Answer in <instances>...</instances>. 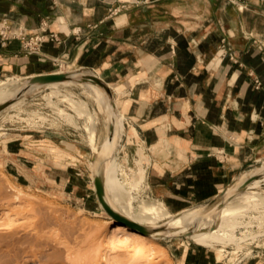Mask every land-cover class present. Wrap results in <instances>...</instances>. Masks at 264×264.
Returning a JSON list of instances; mask_svg holds the SVG:
<instances>
[{
  "label": "crops",
  "instance_id": "0c3cea01",
  "mask_svg": "<svg viewBox=\"0 0 264 264\" xmlns=\"http://www.w3.org/2000/svg\"><path fill=\"white\" fill-rule=\"evenodd\" d=\"M60 67L110 87L166 219L264 162V0H0V81Z\"/></svg>",
  "mask_w": 264,
  "mask_h": 264
},
{
  "label": "rangeland",
  "instance_id": "374dc122",
  "mask_svg": "<svg viewBox=\"0 0 264 264\" xmlns=\"http://www.w3.org/2000/svg\"><path fill=\"white\" fill-rule=\"evenodd\" d=\"M58 70L78 71L67 67ZM86 71L95 74L91 70ZM7 79H17V86L25 82L23 77H4L0 84ZM75 82L72 80L71 83L34 90L0 113V188L5 190L6 195L28 196L23 199L26 202L31 199L33 204L29 202V208L39 205L37 208L41 212L51 214L49 216L55 220H51L48 230L59 235L61 240L66 238L62 241H68L70 245L65 243L66 248L73 246L72 251L75 247L86 250L92 241L88 239L95 233V244L119 258L118 264H148L150 261L153 262L151 264H264V206L250 201L242 202V210L224 222L230 226L232 238L223 239L213 246L197 244L187 237L134 240L120 232H113L109 241H103L111 218L100 207L95 195L91 158L95 148L99 155L101 153L98 146L107 135L109 120L106 118L105 121L104 112L85 86ZM112 98L117 112L111 107L123 124L120 136H132L133 131L130 133L124 126V119L115 98ZM70 100L87 103L89 111L96 116V146L89 140L90 118L74 110ZM135 149L126 143L121 147L114 183L119 188V197L129 199L132 209L137 212L143 202L151 200L146 196L142 183V156L138 159L139 151ZM262 167L264 162L252 166L239 178L249 176ZM251 191L264 193V181ZM201 206H192L187 210H199Z\"/></svg>",
  "mask_w": 264,
  "mask_h": 264
},
{
  "label": "bare ground",
  "instance_id": "6f19581e",
  "mask_svg": "<svg viewBox=\"0 0 264 264\" xmlns=\"http://www.w3.org/2000/svg\"><path fill=\"white\" fill-rule=\"evenodd\" d=\"M77 76L79 75H73V78H76ZM71 81L72 80L65 81L63 83H71ZM16 83L17 79H7V81L0 84V104L11 101V104L7 108L13 107V105L18 103L24 95L30 94L32 93V91L38 88V85L29 86L27 85V83H25L24 85L17 86ZM81 84L85 86L88 93L93 97V99L102 109V112H104L106 118L109 120V123L113 119L112 139H109L108 136H104L98 146L101 152L100 156L102 157V159H104L107 158L111 153V150L114 146V139L116 136H118V130L120 132L118 138L120 137V134L122 132V125L120 122L121 117L119 118V121L117 114L111 107L109 97L105 95V92L102 91L101 88L88 82ZM81 102L76 103L70 100V104H72L74 110H76L79 114H82V116H85L88 119L90 118V124L88 126L90 137L89 140L91 141V144L96 146V116H94L89 111L86 105L87 103L85 104ZM77 112L76 114H78ZM116 164L117 161L114 158L112 163H109L105 169V189L110 204L123 215L139 224L150 227H158L163 224L167 226L169 230L166 233L158 232L153 234L152 236H144L138 231H135L110 217L111 221L107 223V226L105 228L107 232L105 231L106 233L103 234V241H109V238L113 232L123 233L124 235L129 236L134 240L153 239L169 234H187V239H191L197 244L203 246H213L215 243H220L223 239L232 238L230 237L231 234H229L231 228H229L230 226H227L224 222L228 220V218L232 217L235 214H238L242 210V202L250 201L255 202L256 205L264 206V193L251 191V189L256 187L259 182L264 180V167H262L249 176L237 179L235 184L227 191V193H225L221 201L222 206L219 208L214 207L212 209L200 212L197 209H190V211L185 210L175 214L174 216L166 220V218L169 216L167 213L169 212L166 213L161 211L159 207L160 205L158 203L152 204L150 202H143L140 209L135 212L130 205L129 199L127 200L125 198H120L117 193L119 188L114 183ZM259 173L263 174L260 177L261 180H259L260 178H258L249 183V185H247V187H245L244 189H240L243 183L248 178ZM0 191V264L120 263V259L118 258V260L116 259L117 257L115 255H111V252H109V250L103 251L99 246L95 244L97 243L95 241V238L93 239V237H95L96 235L95 233L94 235L91 234L93 235V237L89 235V237L91 238L88 239H92L91 243L94 242V244L88 242L90 244L86 248V250L85 248L76 249L75 247L74 251L84 250V252L82 253L80 251V253L76 251L75 253L77 254H75L74 251L71 250L73 246L71 248L69 247L70 249L66 248L70 245L68 241L65 242L67 243V246L62 241L64 238L61 240L59 235L58 237L54 235L52 231L48 230L49 225H52L51 220L54 219L51 218L52 216H49L51 214L48 215L47 211L41 212L42 210H39V208H37L39 207L38 204L37 207L34 205L33 207L35 209L37 208L39 211L32 208V206L31 208H29V202L31 205L33 204L30 201L31 199L29 201L27 200L28 202L23 199L27 198L28 196L22 198L20 197V195H6L5 190L2 191L1 188ZM32 201L35 200L33 199ZM34 203L36 205V202ZM160 221L163 222L157 224ZM96 233L98 232L96 231ZM99 242L101 241L99 240ZM114 247L115 246L113 245L112 248ZM149 263L151 264L153 262L150 261Z\"/></svg>",
  "mask_w": 264,
  "mask_h": 264
},
{
  "label": "water",
  "instance_id": "95a60500",
  "mask_svg": "<svg viewBox=\"0 0 264 264\" xmlns=\"http://www.w3.org/2000/svg\"><path fill=\"white\" fill-rule=\"evenodd\" d=\"M72 73H77L79 76H77L76 78H73ZM70 80L77 81V82H75V84L88 82V83H91V84L96 85L99 88H101L109 97V102H110L111 106L113 107L114 111L117 112L116 108H115V104L113 103V98H112L113 95L111 93L109 86L101 78H99L98 76H96L93 73L87 72L86 70H84V71L78 70V71H74V72H56V73H51V74L32 76L29 78H25L24 84L27 83V85H29V86L38 85V88L35 89V90H38V89H43L45 87H49L48 85H51V84L63 83L65 81H70ZM10 104H11V101H7V102L0 104V113L5 108H7ZM103 115H104L105 121H106V116H105V114H103ZM112 120L109 123V127L107 129V135H106V136H108L109 139H112V137H113L112 136V133H113V122H112ZM117 140H118V136L115 137L114 146L111 150L110 155L107 158L102 159V157L98 153L97 148L92 150V158H91L92 169H91V172H92L95 195L97 197V200H98L100 207L103 209V211L109 217L113 218L114 220L118 221L119 223L124 224L125 226H127V227H129L135 231H138L140 234H142L144 236H152L153 234L158 233V232H165L166 233L169 230L167 228V226L162 224L158 227H150V226H145V225L139 224V223L131 220L130 218L126 217L125 215H123L121 212L116 210L110 204L108 197H107L106 189H105V172H106L105 169H106V166L109 163H112V161L115 158ZM262 175H263L262 173H259V174H256V175L248 178L243 183V185L241 186L240 189H244L245 187H247V185H249V183L260 178ZM240 176H237L235 179H233L219 194H217L209 202H207L205 204H201L202 206L198 211L200 212V211L212 209L214 207H217V208L221 207L222 206L221 201H222V198L224 197L225 193H227V191L235 184L236 180ZM179 237H185L186 238L187 234H179V235L169 234L166 236H160L158 238L174 239V238H179Z\"/></svg>",
  "mask_w": 264,
  "mask_h": 264
},
{
  "label": "built area",
  "instance_id": "2783aa9c",
  "mask_svg": "<svg viewBox=\"0 0 264 264\" xmlns=\"http://www.w3.org/2000/svg\"><path fill=\"white\" fill-rule=\"evenodd\" d=\"M23 48L28 51H35L41 42V36H22Z\"/></svg>",
  "mask_w": 264,
  "mask_h": 264
}]
</instances>
